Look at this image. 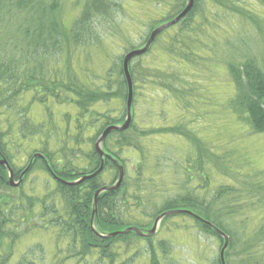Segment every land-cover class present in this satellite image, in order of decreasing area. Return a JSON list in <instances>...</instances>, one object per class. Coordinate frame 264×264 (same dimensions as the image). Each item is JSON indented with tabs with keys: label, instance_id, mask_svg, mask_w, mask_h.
Returning a JSON list of instances; mask_svg holds the SVG:
<instances>
[{
	"label": "trees",
	"instance_id": "obj_1",
	"mask_svg": "<svg viewBox=\"0 0 264 264\" xmlns=\"http://www.w3.org/2000/svg\"><path fill=\"white\" fill-rule=\"evenodd\" d=\"M77 1L79 15L66 27L62 0H0V161L6 163L0 165V264H164L173 252L172 238L183 231L166 227L171 219L177 222L173 218H180L184 231L214 237L221 245L219 232L228 236V264L233 233L219 221L217 203L230 197L234 205L225 201L222 212L227 217L241 213L235 200L239 192L213 185L218 189L206 201L210 182L201 173L197 177L203 185L194 186L195 174L207 161L212 167L222 160L219 150L226 146L211 140L210 149L193 136L192 123L172 116L161 124L156 116L169 110L191 113L184 109L200 100L199 78L205 74L201 65H207L221 77L219 91L222 87L223 103L229 106L225 119L264 136V70L250 39L245 41V26L264 21V0H193L185 17L132 58L130 123L127 130L107 135L100 146L102 159L95 149L97 139L107 127L124 124L127 110L124 56L115 55L118 44L106 45L107 34L99 32L102 21L115 22L119 4ZM185 5L186 0L147 4L136 17L148 26L147 33L140 36L135 32L139 23L134 24L123 50L142 48L151 32L173 20ZM166 12L169 16L163 17ZM223 20L235 21V28L242 25L241 31L220 35ZM134 34L138 44H132ZM209 57L217 62L206 63ZM32 108L41 113L34 119L40 120L36 126L31 124ZM52 110L61 111L60 124ZM32 144L41 148L38 158L27 152ZM194 154L199 161L192 171ZM27 156L26 165L18 168ZM101 165L95 176L77 185L64 184L95 174ZM8 168L17 186L9 184ZM120 172L119 187L99 194L94 206L96 192L114 186ZM33 173L44 178L37 177L30 187L26 178ZM245 180L241 176L239 185H253ZM179 210L193 216L166 215L159 225L165 226L168 237L155 241L149 234L155 220ZM131 228L142 235L124 233ZM210 264H221L219 255Z\"/></svg>",
	"mask_w": 264,
	"mask_h": 264
},
{
	"label": "rangeland",
	"instance_id": "obj_2",
	"mask_svg": "<svg viewBox=\"0 0 264 264\" xmlns=\"http://www.w3.org/2000/svg\"><path fill=\"white\" fill-rule=\"evenodd\" d=\"M114 1L119 4V7L114 13L115 22L113 24H107L106 21H102V28L99 32L101 34H107L108 38L105 40L106 45H112L113 43L118 44L115 55L125 56L126 52L123 50V47L128 46V40L132 39L135 30L134 24L139 23V29L135 30V32L138 31L140 36L147 33L148 26L144 27L141 25L140 21H136V17H140L143 14V8L147 6V4L154 3L156 0ZM240 1L246 3L250 2V0ZM61 9L63 24L66 27H69L72 21L79 15L81 3H78L77 0H62ZM168 16L169 13L166 12L163 17ZM234 23L235 21L229 22L223 20V26L221 29L224 31L220 35L228 34V31L231 33L234 29L236 32L241 31L240 28L242 25L235 28L236 24ZM245 28L247 30L245 41L247 40L249 43L250 39V46H252V51L257 57L256 60L258 65L264 70V21H261L258 26L251 24L246 25ZM215 35L219 37L217 33ZM220 39L222 41L225 38ZM133 41L132 44L139 43V38L135 34ZM216 62V59L210 57L206 61V63L210 65H213ZM201 67L204 69L205 74H202L199 78L203 83L201 95H199L200 100L194 101L184 109L191 110V113L189 111H184L179 114L173 110H169L167 113L159 111L156 116L157 122L159 121L163 124V119L165 117L169 118L173 116L176 121H180L179 119H181L183 123H192V125H194L192 126L193 136L196 138L200 137L203 140L202 143L206 144L208 148L211 149V145L208 144L207 141L211 140H221L219 141L220 145L226 146L225 149L219 150L222 153V160L219 162L214 161L212 167L208 166L209 161H207L208 167L203 165L202 169L195 174L196 180L194 186L197 187V183L203 185V179L207 181L209 180L210 190L207 188L205 191L207 193L206 201H209L218 189L212 188L213 185H229L239 192L235 200H238L236 206H241L243 209L241 213L227 217L225 212H222V210L227 207V203H229V205H234L233 199L230 197L227 199L223 198L217 203V208L221 210L219 221L233 233V247L228 255V264H264V237H260L264 231V136L253 135L252 132L243 129L244 127L241 128L239 125H234V123L225 119L223 112L224 110H228L227 108L229 106L226 107L223 103L226 100V95L223 93L222 96V87L221 91H219L218 85L221 84V77L207 65H201ZM198 86L200 87V84H198ZM52 111L54 121L56 123H59L60 121L62 122L63 117L61 114H58L61 111ZM29 112H31V124L35 123L34 125L36 126L40 120L37 121L36 119L34 121V119L41 113L35 108L30 109ZM44 112L46 113V111ZM178 116L180 117L176 118ZM46 118L48 122L52 123L49 121L50 119L48 118V115ZM39 148L40 147H36L32 144L27 152L29 154L35 153L39 155V151L41 150V148ZM173 152L175 153L174 150ZM166 154L164 153L163 158ZM28 156L24 158L23 162L17 163L18 168H22L26 165ZM189 161L191 162L192 159L190 158ZM198 161V156L194 154L193 163L197 164V166L195 167L193 163L192 165L190 164L192 171L196 168L198 169ZM200 173L202 174L203 179L199 181L197 175ZM241 176H246L245 181L253 185L246 188L239 185ZM40 178L43 179L44 174H41L40 177L34 173L30 174L26 178V185H28L29 182L31 183L30 187H32L35 184V181L41 180ZM225 201H227V203ZM159 206H161V204L157 205V207ZM173 219L177 222H173L171 219L166 227L175 229L176 226H180L179 229H183V231L181 234H175L172 238L171 246L173 252L164 259V264H210L212 260L218 257L219 252L223 247V242L221 245L220 241L214 237L204 239L195 231H184V223H181L180 218ZM168 231L171 232L170 230ZM168 234L165 226L158 224L153 236L155 237V241H160L163 239L162 236L168 237ZM170 239L171 237H169V240ZM243 250L244 255L242 253L240 255V252ZM246 250L249 251L246 253Z\"/></svg>",
	"mask_w": 264,
	"mask_h": 264
},
{
	"label": "water",
	"instance_id": "obj_3",
	"mask_svg": "<svg viewBox=\"0 0 264 264\" xmlns=\"http://www.w3.org/2000/svg\"><path fill=\"white\" fill-rule=\"evenodd\" d=\"M193 6V0H186V5L184 7V9L182 10L181 13H179V15H177L173 20L167 22V23H164L162 25H160L159 27H157L156 29H154L150 36H149V39L147 40L146 44L142 47V48H139V49H136V50H132V51H129L128 53H126V55L124 56L123 58V62H122V69H123V74H124V77H125V80L127 82V87H128V99H127V110H126V119L124 121V124H122L121 126H109L107 127L103 133L101 134V136L97 139L96 143H95V149L96 151L98 152L99 154V157L100 159H102L103 157V153L100 151V146H101V143L102 141L106 138V136L111 133V132H122V131H125L127 130L128 126H129V123H130V104H131V99H132V86H131V79H130V76H129V72H128V63L129 61L134 58V57H138L142 54H144L147 49L150 47V45L152 44L153 40L155 39V37L160 34L162 31L166 30L167 28L171 27V26H174L175 24H177L183 17H185L189 11L191 10ZM0 165H6L5 161H0ZM28 169V168H27ZM27 169L25 171H27ZM102 169V165L100 166L99 170L97 172H95V174H92V175H89V176H84L82 177L80 180L76 181V182H73V183H64L65 185H77L93 176H95L96 174H98ZM8 173H9V183L11 186H16L17 184H15L13 182V179H12V171L8 168ZM121 181H122V173L120 172L119 173V178L117 180V182L115 183L114 186H111V187H103L101 189H99L96 194L94 195L93 197V205L95 206L96 205V199H97V196L103 192H111L113 190H116L119 185L121 184ZM181 214H187V215H192L191 213L187 212V211H184V210H179V211H172V212H168V213H164L162 214L161 216H159L154 224H153V227L150 231L149 234H153L155 232V229L157 227V225L159 224V222L166 216V215H181ZM193 216V215H192ZM196 218V217H195ZM197 219V218H196ZM208 224V223H206ZM129 231H135L138 235H142L141 232L131 228V229H127L125 230L124 233H127ZM219 232V231H218ZM220 236L223 238V247L221 248L220 250V253H219V259H220V263L221 264H225L224 262V252L225 250L227 249L228 247V237L226 235H224L223 233L219 232ZM115 234H113L112 236H114Z\"/></svg>",
	"mask_w": 264,
	"mask_h": 264
},
{
	"label": "flooded vegetation",
	"instance_id": "obj_4",
	"mask_svg": "<svg viewBox=\"0 0 264 264\" xmlns=\"http://www.w3.org/2000/svg\"><path fill=\"white\" fill-rule=\"evenodd\" d=\"M37 154H33V156H34V158H38L39 156H36ZM28 167H29V164H28ZM27 173V172H26ZM25 174V172L24 171H22V172H20V177L22 176V175H24ZM12 176H13V173H12ZM12 179H14V176L12 177ZM21 178H19V180H20ZM14 181V180H13ZM10 184V183H9Z\"/></svg>",
	"mask_w": 264,
	"mask_h": 264
}]
</instances>
